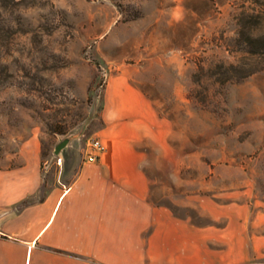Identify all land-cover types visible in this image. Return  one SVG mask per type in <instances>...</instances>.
<instances>
[{"label":"rangeland","instance_id":"1","mask_svg":"<svg viewBox=\"0 0 264 264\" xmlns=\"http://www.w3.org/2000/svg\"><path fill=\"white\" fill-rule=\"evenodd\" d=\"M263 2L3 0L0 163L19 164L12 155L34 141L50 165L42 192L67 184L103 126L108 79L125 73L166 118L181 194L264 208V53L244 48L264 32Z\"/></svg>","mask_w":264,"mask_h":264},{"label":"crops","instance_id":"2","mask_svg":"<svg viewBox=\"0 0 264 264\" xmlns=\"http://www.w3.org/2000/svg\"><path fill=\"white\" fill-rule=\"evenodd\" d=\"M102 99L106 150L74 160L67 184L42 192L34 141L0 163V264H264V208L181 194L156 99L125 73Z\"/></svg>","mask_w":264,"mask_h":264},{"label":"trees","instance_id":"3","mask_svg":"<svg viewBox=\"0 0 264 264\" xmlns=\"http://www.w3.org/2000/svg\"><path fill=\"white\" fill-rule=\"evenodd\" d=\"M2 1L3 0H0V3ZM263 4H264V2H263ZM255 16L259 18L255 22H257L258 24H261L262 20H264V7H262L261 11L256 13ZM242 21H243V24H248L250 22H253V20L252 21L250 20V17L248 15L243 17ZM244 42H245V44H248V46H250V49H248V47H246V45L244 46V48L247 52L264 53V32H261V33L256 34V35H254V33H250V34H248V40H246ZM245 74H249V72H247ZM242 76H245V75H242ZM62 133H64V132H62Z\"/></svg>","mask_w":264,"mask_h":264},{"label":"built area","instance_id":"4","mask_svg":"<svg viewBox=\"0 0 264 264\" xmlns=\"http://www.w3.org/2000/svg\"><path fill=\"white\" fill-rule=\"evenodd\" d=\"M106 150V144L99 136L91 138L85 148V158L88 161H96Z\"/></svg>","mask_w":264,"mask_h":264},{"label":"water","instance_id":"5","mask_svg":"<svg viewBox=\"0 0 264 264\" xmlns=\"http://www.w3.org/2000/svg\"><path fill=\"white\" fill-rule=\"evenodd\" d=\"M71 140V136H65L61 140H59L54 147V154H59L62 149L69 143Z\"/></svg>","mask_w":264,"mask_h":264}]
</instances>
